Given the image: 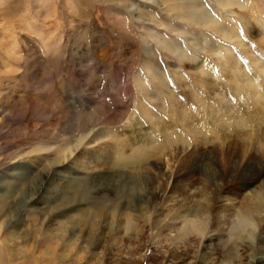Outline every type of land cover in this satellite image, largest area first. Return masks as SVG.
Instances as JSON below:
<instances>
[{
  "label": "rangeland",
  "instance_id": "obj_1",
  "mask_svg": "<svg viewBox=\"0 0 264 264\" xmlns=\"http://www.w3.org/2000/svg\"><path fill=\"white\" fill-rule=\"evenodd\" d=\"M207 3L0 0V183L12 204L0 264H196L201 252L202 264H264V207L241 218L264 177L245 188L238 175L249 157L264 160V113L226 126L200 110L214 93L231 114L241 105L217 52L247 63L245 50H261L264 0ZM45 149L36 171L72 163L37 199L17 163ZM64 180L78 200L53 198Z\"/></svg>",
  "mask_w": 264,
  "mask_h": 264
},
{
  "label": "bare ground",
  "instance_id": "obj_2",
  "mask_svg": "<svg viewBox=\"0 0 264 264\" xmlns=\"http://www.w3.org/2000/svg\"><path fill=\"white\" fill-rule=\"evenodd\" d=\"M223 5L228 6L226 1H224ZM256 30H257L256 43L257 45H260L262 48L257 53L252 52V50L249 48L245 50L246 57H247V63H244L241 61L239 57V53L238 54L235 53V56H233L229 48H226L227 54H228V57L226 58L225 56L223 57V55H221V51L217 52L219 55L221 64H222V68L225 71V74L227 76L226 83L224 81V83H222L221 85L226 86L227 90L231 91L234 98L236 100L241 101V105H237L236 107H233V114H231V111H229L228 109V107L230 108V106L226 102V99L224 98V95H223L226 92H224L222 96L219 95V93H214L215 96L218 97V101L215 102L214 105H211V104L209 105L206 103L207 101L203 102L200 100V103H202L201 108H200V110H202V114L207 116L205 113V110L209 109L210 112L213 113V115H216V117L223 116L222 123L226 126H231L232 125L231 122H233L234 125L235 124H240V125L247 124V121H246L247 119L243 117L242 114L239 113V111H248V112L252 111L258 117H260L264 113V18H260L257 20ZM239 35H240L239 32L235 29H234V35L230 37H227L226 33L223 32V37H227L228 39H231V40H234L235 37H238ZM259 54H261V56H259ZM229 63L230 65H228ZM201 74H200V78H201ZM154 76L155 74L152 75V77ZM156 82L164 88L165 83L163 82L162 78L156 80ZM219 103H220V106H219ZM230 103L232 104L231 101ZM223 106L225 107L226 110L222 108ZM210 115L207 117H210ZM172 142L174 141L172 140ZM117 155L121 157L122 153H118ZM146 155H149V151H144V153L140 152L134 156H136L135 159H139ZM263 194H264V191L262 194L257 195L256 197L257 203H255V205H253L252 207H247L245 208V210H243L242 212L243 214H241L242 221L246 223H250L249 221L250 215L252 216L253 212L255 213V211L258 212L257 210L261 211V209H263L264 207Z\"/></svg>",
  "mask_w": 264,
  "mask_h": 264
},
{
  "label": "snow or ice",
  "instance_id": "obj_3",
  "mask_svg": "<svg viewBox=\"0 0 264 264\" xmlns=\"http://www.w3.org/2000/svg\"><path fill=\"white\" fill-rule=\"evenodd\" d=\"M204 3H205V7H210V5H208L207 3V0H204ZM159 7L161 8V11H163L165 5H159ZM241 34L243 33L241 32ZM253 47H255V45H253ZM193 66H196V65H193ZM165 74L167 75V73ZM0 75H4V74L0 73ZM167 83L170 87L174 86L173 81L170 76L167 79ZM192 86L195 87V85H192ZM227 94L229 96H232V93L230 91H228ZM179 99L181 101H185L186 95H181ZM4 107H5L4 105H0V112L3 111ZM191 107L195 109L194 104ZM165 119L167 120L168 117H165ZM54 142L55 141H51V143H54ZM52 154L53 153L51 149H45L44 152L33 155L29 158H24L22 162L17 163V167L21 169V172L18 174L17 178L28 180L29 177H32L31 180L29 181V187L31 188V190L37 192V197H36L37 199L39 198L40 195L43 194V191L46 190L50 186V184L53 182V179L56 178L58 168H67L72 163V159L70 158L64 161L61 165L57 167H52L50 172L44 168H41L39 171H36V168L43 162L44 156L52 155ZM235 170H236V165L233 164L230 171H235ZM33 172L36 173L35 176H32ZM245 173L248 174V179L250 180V183H246L244 187L251 188L254 185H257L260 182L261 178L264 177V160H260L259 157H256L255 155L249 157L245 161L244 165L240 168L238 175L244 176ZM253 176H255V179H251V177ZM67 184H68V181L64 180L56 189V196L53 198H58L60 195H64L65 198L69 201L78 200L79 198L78 195L74 196L71 190L65 191V187ZM24 191L26 195L28 188H26ZM84 191H86L84 188L77 189V193H82ZM10 197H11V193L8 192L7 194H5L4 185L0 183V213L7 211L8 207L12 206ZM17 204H22V199L17 201ZM76 206L80 207L82 205L77 203ZM73 210L74 209L72 207H69L67 209L68 212L73 211ZM60 214L64 215L66 214V212H62ZM51 219H55V216L53 215ZM155 220L156 218L154 217L152 220L154 227L156 226ZM11 225H12V221L10 219L9 221L0 225V228H3L4 232H7L8 228ZM16 227H19V223L16 224ZM169 227H173V224L170 221L168 223L161 225V229L163 231H167ZM208 255H210V253L204 254L203 252H201V255L197 259L196 264H202L203 260L208 259Z\"/></svg>",
  "mask_w": 264,
  "mask_h": 264
}]
</instances>
